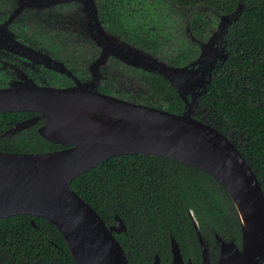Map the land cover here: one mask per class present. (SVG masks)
I'll use <instances>...</instances> for the list:
<instances>
[{
	"label": "water",
	"instance_id": "water-1",
	"mask_svg": "<svg viewBox=\"0 0 264 264\" xmlns=\"http://www.w3.org/2000/svg\"><path fill=\"white\" fill-rule=\"evenodd\" d=\"M243 7L240 3L235 11L222 16L217 37L226 29L223 24L237 19ZM223 50L224 53L210 54L207 43L199 62L205 57L208 63V58L219 55L224 61L229 53L225 46ZM182 69L189 78L195 75L194 67ZM158 70L164 72L184 99L182 113L112 96L100 89L97 78L77 79L75 84L63 88L37 89L28 85L29 91L38 93L34 98H23L18 92L23 86L0 89V110L44 111L48 123L40 128L41 135L68 146L46 152L0 151V218L30 214L50 220L64 236L77 264H131L115 236L127 231L125 222L117 215L115 224L107 225L99 212L71 187V182L114 156H165L207 172L225 188L236 206L242 227L241 245L218 234L217 264H263L264 190L258 175L228 135L193 116L199 97L208 92L211 71L201 84L203 90L197 92L194 88L189 101L184 93L191 84L172 78L175 72L166 71V67ZM30 122L17 123L5 135L23 130ZM199 237L203 264H212L209 246L200 231ZM171 247L172 264H186L175 237ZM153 264H161L158 254Z\"/></svg>",
	"mask_w": 264,
	"mask_h": 264
},
{
	"label": "trees",
	"instance_id": "trees-1",
	"mask_svg": "<svg viewBox=\"0 0 264 264\" xmlns=\"http://www.w3.org/2000/svg\"><path fill=\"white\" fill-rule=\"evenodd\" d=\"M177 1L214 5L225 13H232L240 3L244 6L225 33L229 56L219 64L208 92L199 101L208 108L204 121L235 141L264 190V0ZM156 78L161 80L156 88L170 96L168 110L182 113L184 102L176 89L163 76L153 80ZM7 115L0 116V133L6 129ZM54 144L32 128L11 137L0 136V151L58 150ZM71 187L107 225H114L117 215L122 218L127 231L115 235L131 264H153L156 254L161 264H172V237L186 260L202 264L192 213L207 240L213 264L220 252L217 234L241 245L240 219L225 188L204 170L185 162L152 154H122L78 175ZM0 264L77 263L50 220L17 214L0 218Z\"/></svg>",
	"mask_w": 264,
	"mask_h": 264
},
{
	"label": "flooded vegetation",
	"instance_id": "flooded-vegetation-1",
	"mask_svg": "<svg viewBox=\"0 0 264 264\" xmlns=\"http://www.w3.org/2000/svg\"><path fill=\"white\" fill-rule=\"evenodd\" d=\"M164 1L179 14L190 11V19L183 30L182 46L176 44L178 50L176 46L169 49L170 42H167L162 28L165 19L157 13ZM226 14L230 13L220 11L214 5H183L177 0H0V89L23 86L18 91L23 98H34L38 93L29 91L28 85L37 89L63 88L75 84L77 79L97 78L105 92L137 103H149L147 92L142 89L129 91L127 85L138 88L150 85L156 92L166 94L165 98L152 104L168 110L170 96L163 89L156 88L161 80H153L160 76L167 79L158 69L166 67V71L175 72L172 78L191 84L190 90L184 93L191 101L192 90H203L201 84L209 78L208 70L212 83L222 62L220 55L208 58V63L204 57L202 67L199 59L207 43L210 54L224 53V46L227 49L225 33L233 21L225 22L223 27L226 29L217 37L222 16ZM197 19L202 22L193 23ZM215 25L217 27L213 29ZM60 54H64L65 59L56 56ZM212 65L215 67L210 69ZM185 66L194 67L195 75L187 77V72L182 69ZM180 98L184 102V111L186 103ZM207 111L208 108L202 107L198 100L193 116L199 119L198 114L204 113L200 119L204 121L208 117ZM6 114L9 120L5 122V131L0 133L2 137H11L5 132L20 122L32 120L23 130L32 128L38 132L48 123L47 115L39 109L0 110V116ZM54 146L58 149L68 147ZM210 259L213 264L211 254ZM218 259L219 255L215 262ZM184 261L188 264L189 259Z\"/></svg>",
	"mask_w": 264,
	"mask_h": 264
},
{
	"label": "rangeland",
	"instance_id": "rangeland-1",
	"mask_svg": "<svg viewBox=\"0 0 264 264\" xmlns=\"http://www.w3.org/2000/svg\"><path fill=\"white\" fill-rule=\"evenodd\" d=\"M242 4V3H241ZM238 7V6H237ZM235 8V10L237 9ZM158 15L165 19L162 24V28L164 30V35L167 38V42H170L169 49L173 50L176 46V50H178V47L176 44H181L182 46V40H183V30L187 26L189 21V13L190 11L186 12V10L183 12V14H179L175 9H173V6L164 1V4L157 9ZM217 25L213 26V29L216 28ZM218 44V42H216ZM59 57L64 58V54L56 55ZM167 57V56H166ZM59 60V59H58ZM62 61V60H60ZM127 89L129 91H134L135 89H142L145 91L146 97L149 101V103H155L160 101L162 98L166 97V94L156 92L150 85H140L138 86L134 85H127ZM163 94V95H162ZM128 97H136L135 95L127 94ZM163 104H167V102H164Z\"/></svg>",
	"mask_w": 264,
	"mask_h": 264
},
{
	"label": "bare ground",
	"instance_id": "bare-ground-1",
	"mask_svg": "<svg viewBox=\"0 0 264 264\" xmlns=\"http://www.w3.org/2000/svg\"><path fill=\"white\" fill-rule=\"evenodd\" d=\"M68 87V86H67ZM52 88H54V87H52ZM100 89L102 90V91H104L105 90V88L104 87H100ZM105 92V91H104ZM105 93H108V92H105ZM108 94H110V95H112L113 96V94H111V93H108ZM47 124V123H46ZM45 124V125H46ZM40 130V129H39ZM16 133V132H15ZM39 133H40V131H39ZM5 134H6V132H5ZM14 134V133H13ZM13 134H11V135H9V136H12ZM40 135H41V133H40ZM42 136V135H41ZM43 137V136H42ZM44 138V137H43ZM46 139V138H45ZM231 139V138H230ZM47 140V139H46ZM232 140V139H231ZM49 141V140H48ZM51 142V141H50ZM235 142V141H234ZM54 143V142H53ZM57 144H60V143H57ZM236 144V143H235ZM63 145V144H62ZM65 146H67V145H65ZM238 147V146H237ZM239 149V148H238ZM58 150H60V149H58ZM240 150V149H239ZM55 151V150H54ZM46 152V151H45ZM243 154V153H242ZM258 175V174H257ZM259 178V177H258ZM259 180H260V178H259ZM261 182V181H260ZM263 188V187H262ZM232 199V198H231ZM192 215V220H193V223H194V226H195V228H196V230H197V234H198V238H199V242H200V237H199V231H200V233H201V235H202V238H203V240H204V242L205 243H207V240H206V238L203 236V233H202V230H201V227H200V224H199V222L196 220V218L194 217V215H193V213L191 214ZM116 236V235H115ZM200 246H201V242H200ZM201 251H202V246H201ZM203 256V255H202ZM183 258H184V255H183ZM185 259V258H184ZM194 264L193 263V261H192V259H189V261H188V264Z\"/></svg>",
	"mask_w": 264,
	"mask_h": 264
}]
</instances>
